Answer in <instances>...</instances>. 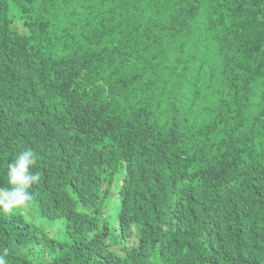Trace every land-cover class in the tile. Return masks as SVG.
I'll return each mask as SVG.
<instances>
[{
  "label": "trees",
  "instance_id": "trees-1",
  "mask_svg": "<svg viewBox=\"0 0 264 264\" xmlns=\"http://www.w3.org/2000/svg\"><path fill=\"white\" fill-rule=\"evenodd\" d=\"M28 150L39 181L9 184ZM17 187L4 264H264V0H0Z\"/></svg>",
  "mask_w": 264,
  "mask_h": 264
},
{
  "label": "clouds",
  "instance_id": "clouds-1",
  "mask_svg": "<svg viewBox=\"0 0 264 264\" xmlns=\"http://www.w3.org/2000/svg\"><path fill=\"white\" fill-rule=\"evenodd\" d=\"M36 157L30 150L20 152L13 163L9 166V184L30 186L33 182H38L39 173H30L29 167L35 165ZM28 194L24 193L19 187L8 190H0V208L9 212L13 207L23 203ZM0 264L4 261L0 260Z\"/></svg>",
  "mask_w": 264,
  "mask_h": 264
},
{
  "label": "rangeland",
  "instance_id": "rangeland-1",
  "mask_svg": "<svg viewBox=\"0 0 264 264\" xmlns=\"http://www.w3.org/2000/svg\"><path fill=\"white\" fill-rule=\"evenodd\" d=\"M22 209V212L24 214H26L27 216L30 217V219L34 220V222L40 226L41 229H43L50 237H55L57 239H61V240H64V236H63V232H64V229L61 228V220H57L53 223H43V222H40L39 219H40V216H39V213H38V209L37 207L34 205L33 202H26L24 203L21 207ZM135 236H138L136 235L135 231H134V234H133V237H131L130 239H133ZM119 233L118 231L115 232H111L110 234V237L108 239V242H109V247L113 246V248H115L116 246L117 247H124L125 245L127 246L128 243L126 240H121L119 238Z\"/></svg>",
  "mask_w": 264,
  "mask_h": 264
}]
</instances>
